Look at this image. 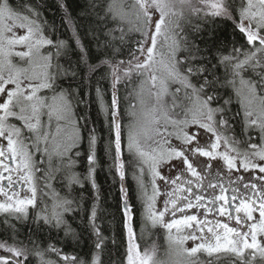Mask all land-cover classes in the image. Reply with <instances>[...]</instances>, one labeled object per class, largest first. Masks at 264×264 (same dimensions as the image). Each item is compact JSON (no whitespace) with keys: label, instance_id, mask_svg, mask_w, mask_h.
<instances>
[{"label":"snow or ice","instance_id":"obj_1","mask_svg":"<svg viewBox=\"0 0 264 264\" xmlns=\"http://www.w3.org/2000/svg\"><path fill=\"white\" fill-rule=\"evenodd\" d=\"M42 8L0 0V224L11 241L0 264H104L116 244L95 179L93 92L120 181L121 264H264V0H89L80 23L61 3L67 38ZM129 166L148 220L165 229L167 261L135 241ZM57 174L66 195L52 188ZM84 181L91 204L71 195Z\"/></svg>","mask_w":264,"mask_h":264},{"label":"trees","instance_id":"obj_2","mask_svg":"<svg viewBox=\"0 0 264 264\" xmlns=\"http://www.w3.org/2000/svg\"><path fill=\"white\" fill-rule=\"evenodd\" d=\"M89 2V0H41L43 5L42 12L51 22L53 19L58 28H60V32L58 35H62V38H67L71 35V32L68 31L67 26L61 27V18L64 13L60 10V4L64 3L68 5V10L72 12L73 19L76 23H80L82 10L84 6ZM223 28V24H221ZM228 33H231V28L227 29ZM99 79V77H97ZM140 82V78L137 76L132 77L131 83H125L121 85L120 95L127 96L128 93L132 92ZM102 89L105 90V99L106 101L110 99V86L109 81L103 80L100 83ZM92 106L89 110V115H91L92 119L96 122V128L100 139L97 143V160L98 165L96 168L95 179L96 183L100 188V191L103 196L102 201V211L104 212L106 219V224L108 226L109 231L106 233L109 237H115L116 244L113 245L111 240L108 242V248L105 250L102 259L104 264H121V260L123 259V255L126 249L127 244V233L123 228V217L121 213V201H120V181L118 177L115 176L114 171H110V166L112 164L111 156L106 152V140H107V131L104 125V118L98 111V106L95 103V93L92 94ZM126 103V102H125ZM123 106V105H122ZM232 108L234 111H241L239 104L236 102L235 98H233ZM80 109H83V105L80 106ZM79 111V110H78ZM82 114V113H81ZM239 119V117L237 118ZM104 128L103 131L101 129ZM237 132H239V125H237ZM87 150V144L85 143L81 152H85ZM124 158L128 159L129 154L127 151L126 143L124 147ZM77 172L81 174H86L87 171V162L86 158L82 160L81 165L77 167ZM135 171L134 167L129 166L127 169V176L124 181V186L129 190L128 200L132 207V217L131 223L135 232V241L139 244L141 248H151L153 244L157 245V252H165V229L160 225H155L151 227H146L144 229L143 220H144V206L143 202L140 198L139 188L136 183V180L133 178V172ZM39 177V173H37ZM144 182L151 189L150 186V175L145 171ZM85 189L80 188L79 186H75L71 192L73 197H78L81 193H83L84 198L88 204H91V200L88 199L89 192L91 191V185L87 181H84ZM53 189L56 192H59L61 195L68 194V189L64 186L61 181L60 174L56 175V178L52 180ZM39 187L41 190V195L44 193V185L43 182H39ZM4 219L3 214H0V221ZM75 227V224H73ZM17 228L19 229L21 235L20 239L24 238L26 233V228L19 223H17ZM0 241H8L9 240V232L6 231L3 224H0ZM71 251V249H68ZM82 252H86L87 249H81ZM156 252V253H157ZM157 253L159 257L161 255ZM202 259H206V257H202Z\"/></svg>","mask_w":264,"mask_h":264},{"label":"rangeland","instance_id":"obj_3","mask_svg":"<svg viewBox=\"0 0 264 264\" xmlns=\"http://www.w3.org/2000/svg\"><path fill=\"white\" fill-rule=\"evenodd\" d=\"M178 166V165H177ZM162 173L165 175V176H169V175H175L176 174V172H175V170H173V169H170V168H168V167H162ZM50 183H51V185H52V181H50ZM160 183V188H161V191H164V184H163V182H159ZM52 188H53V186H52ZM46 191H48L47 189H44V192H46ZM149 191H151V189H149ZM22 195L24 194L23 192L21 193ZM46 198V197H45ZM157 208H161L162 206H163V197H158V199H157ZM143 225H144V229L146 228V227H151V226H155V225H153L152 224V222L150 221V220H148V218H147V215H146V212L144 211V220H143ZM158 225V224H157ZM137 243V242H136ZM164 246H165V252H161V251H158L157 253H160L161 252V255L159 256V257H157L158 256V254L156 253V259L158 260V261H167V260H169V256L166 254V249H167V244H166V242H165V244H164ZM187 246L188 247H191L192 246V241H188L187 242ZM145 249H148V248H141L140 250L143 252V250H145ZM0 254H3L2 252H0Z\"/></svg>","mask_w":264,"mask_h":264}]
</instances>
